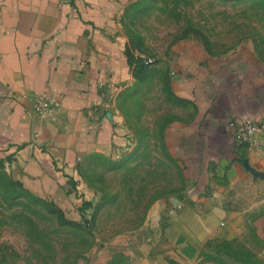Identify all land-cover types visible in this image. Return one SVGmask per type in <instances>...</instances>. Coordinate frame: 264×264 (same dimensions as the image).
<instances>
[{
    "label": "crops",
    "instance_id": "0c3cea01",
    "mask_svg": "<svg viewBox=\"0 0 264 264\" xmlns=\"http://www.w3.org/2000/svg\"><path fill=\"white\" fill-rule=\"evenodd\" d=\"M133 1L0 0V158H12L33 194L81 192L77 164L94 153L115 158L124 145L118 101L133 77L122 19ZM175 52L171 89L190 118L170 123L174 139L165 143L188 185L171 205L157 204L166 253L197 262L219 240L263 253L264 141L256 150L233 132L244 117L264 120V66L190 44ZM43 92L59 102L51 117L33 110Z\"/></svg>",
    "mask_w": 264,
    "mask_h": 264
},
{
    "label": "rangeland",
    "instance_id": "374dc122",
    "mask_svg": "<svg viewBox=\"0 0 264 264\" xmlns=\"http://www.w3.org/2000/svg\"><path fill=\"white\" fill-rule=\"evenodd\" d=\"M136 8L124 9L122 24L125 32L132 24L143 35L151 65L142 87L127 99L119 97L124 145L111 162L97 158L84 165L82 191L69 184L74 195L65 191L11 203L0 193V264H264L253 258L264 255L259 247L224 240L206 245L197 262L176 261L166 253L165 215L157 205H171L169 198L188 185L163 151L166 138L174 139L170 123L190 118L165 84L175 69L176 46L207 44L212 57L231 56L240 65L256 59L264 66V0H149ZM133 82L134 77L127 87ZM11 160H5V171L20 181ZM83 201L90 205L81 212ZM56 209L89 224L61 225Z\"/></svg>",
    "mask_w": 264,
    "mask_h": 264
},
{
    "label": "trees",
    "instance_id": "16d2710c",
    "mask_svg": "<svg viewBox=\"0 0 264 264\" xmlns=\"http://www.w3.org/2000/svg\"><path fill=\"white\" fill-rule=\"evenodd\" d=\"M226 1H235V0H226ZM146 2H149V0H136L135 2H132L129 4L125 9L126 11L131 10L132 8H136L138 6L144 5ZM138 9H132V14H136ZM134 16V15H133ZM124 20V16L122 19V22ZM126 35H127V42L123 51V55L125 57V63L129 67V70L131 72L132 77H134V82L131 86L124 88L120 94L119 97L122 95L123 99H127L130 95H132L134 92L138 91L144 81L145 78L147 77V71L148 68L150 67V63L147 62V57L144 54V37L143 35L134 27H132V24L129 25L126 29ZM203 49L211 55V52L208 48L207 44L203 45ZM166 87L168 88L169 92L171 93V96L175 98L180 104L187 105L189 104L186 100L181 99L177 97L172 89H171V81L170 77L168 76L166 81H165ZM164 128V127H163ZM161 129V132L163 130ZM163 137L164 134L162 132V142H163ZM165 148H163L164 151V157L165 159L174 166L176 172L180 175H183L179 165L177 164L174 156L172 155L171 151L168 149L166 143L164 142ZM99 158L100 160H103L106 163L111 162L109 157H106L102 154L94 153L86 156L82 162L77 164V170L80 175V177L83 179L84 175L82 172V168L84 165L90 164L93 162L95 159ZM10 156H6V158H0V193H1V198L7 202H17L21 198H26L28 200H33V201H41L39 196H36L35 194L27 191L23 185L20 183V181H17L13 179L8 172L5 171L4 163L5 160H10ZM113 163V162H112ZM75 181L70 180L69 184H72V186L75 185ZM90 205V202L83 201L82 206L80 208L81 212L87 208V206ZM53 213L57 215V220L58 223L61 225H67L69 227H76L80 226V224H84V226L88 225L89 222L87 218L81 217L80 222L73 221L71 219H68L65 217L64 213L62 212L61 209H56L52 210ZM72 264H77L73 262Z\"/></svg>",
    "mask_w": 264,
    "mask_h": 264
},
{
    "label": "built area",
    "instance_id": "2783aa9c",
    "mask_svg": "<svg viewBox=\"0 0 264 264\" xmlns=\"http://www.w3.org/2000/svg\"><path fill=\"white\" fill-rule=\"evenodd\" d=\"M150 61L151 60L148 58L147 62L151 63ZM58 105L59 102L56 98L43 92L35 97L33 110L39 115L51 117ZM234 129L233 136L236 142L247 144L249 147L256 150H261L264 141V120L244 117Z\"/></svg>",
    "mask_w": 264,
    "mask_h": 264
}]
</instances>
